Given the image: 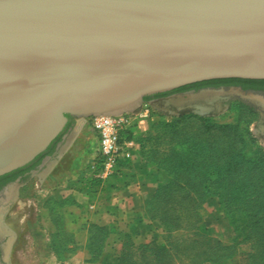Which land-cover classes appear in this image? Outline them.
<instances>
[{
    "label": "water",
    "instance_id": "water-1",
    "mask_svg": "<svg viewBox=\"0 0 264 264\" xmlns=\"http://www.w3.org/2000/svg\"><path fill=\"white\" fill-rule=\"evenodd\" d=\"M221 78L264 79V0H0V176L68 116Z\"/></svg>",
    "mask_w": 264,
    "mask_h": 264
},
{
    "label": "rangeland",
    "instance_id": "rangeland-1",
    "mask_svg": "<svg viewBox=\"0 0 264 264\" xmlns=\"http://www.w3.org/2000/svg\"><path fill=\"white\" fill-rule=\"evenodd\" d=\"M141 112L146 114L140 117ZM127 116L133 122V136L141 146L143 160L157 171L163 186L175 172L181 175V182L183 176L196 182L198 192L193 197L197 214L189 217L188 223L198 220L196 225L202 229L194 232L187 226L173 230L171 238L177 247L172 254L174 264H187L186 259L178 261L175 256L195 237L208 236L213 246L215 240L234 245L235 238L237 256L233 264H250L248 255L264 253V94L243 93L233 87L184 89L144 100ZM71 120L61 138L81 121L85 134L92 130L90 117ZM47 159L40 160L25 176L27 184L18 186L19 197L6 212L15 238L8 264H76L67 254L68 247L60 248L55 239L48 210L53 186L40 181L51 158ZM167 199L160 188L152 206L155 217L162 218L163 210L174 213ZM256 214H261V219L255 224ZM236 216L244 222L240 233L233 226ZM154 239L157 245L166 240L164 225ZM140 242L134 241L149 243ZM141 248L128 247L125 264L151 260L150 252L143 254Z\"/></svg>",
    "mask_w": 264,
    "mask_h": 264
},
{
    "label": "crops",
    "instance_id": "crops-1",
    "mask_svg": "<svg viewBox=\"0 0 264 264\" xmlns=\"http://www.w3.org/2000/svg\"><path fill=\"white\" fill-rule=\"evenodd\" d=\"M82 122L71 133H64L54 152L45 157L51 159L39 175L42 183L53 186L49 192L53 204L48 210L57 238L70 240L67 254L71 261L102 264L101 258L91 260L90 227H104L107 231L102 256L119 254L127 236L139 242L152 240L158 236L160 224L146 215V207L163 180H157V171L134 149L122 175L102 182L93 167L97 138L92 130L88 134L82 131Z\"/></svg>",
    "mask_w": 264,
    "mask_h": 264
},
{
    "label": "trees",
    "instance_id": "trees-1",
    "mask_svg": "<svg viewBox=\"0 0 264 264\" xmlns=\"http://www.w3.org/2000/svg\"><path fill=\"white\" fill-rule=\"evenodd\" d=\"M212 82L214 83H222V82L243 83L245 84V87L249 85L264 86V79L221 78V79H212V80H206L202 82L188 84L180 88H177L174 91H181L189 87H193V86L197 87V86H200L206 83H212ZM167 93L168 92L156 94L152 96H146L144 97V100H147L153 97H158V96H161ZM72 123H73L72 120H70L66 124L65 129L71 126ZM134 129H135L134 126H131L127 128L126 130H124L122 133V138L133 139L135 142H137L133 136ZM63 132L56 137V139L50 144V146L47 148V150L44 153L38 155L35 158L30 168L35 167V165L38 164L39 161L45 155H48L53 151L56 143L60 140ZM138 145H139L138 151L141 155L142 154L140 152L141 146L139 143ZM129 162L130 161H127L122 166L120 176L122 175V170L128 166ZM19 169L15 171H18ZM120 176L108 179L106 181H102L101 179L100 180L102 182H111V181L118 179ZM208 176L210 177L208 179L211 180L212 178L211 174H208ZM14 177H15V174L11 176V178L9 179H13ZM180 177L181 175L177 172H175L174 174H170V177L164 186H163V183L157 186L150 202L148 203L146 207V215L150 217L151 219L155 220L156 222H158L160 226L164 225L166 229V240H164L162 244H158V245L154 244L153 242L155 240L154 239L155 237L152 240H150L149 243L140 244L141 243L140 242L139 244H135L134 240L131 237L127 236L122 241L119 254L117 255L105 254L102 256L101 254L102 246L104 245L107 231L104 227L92 225L90 227V238H89V246H90V250L92 254L91 260H97L101 258L102 264H125L128 259V255H129L128 247H131V248L142 247L140 250L143 252V254L144 252H150V256H151V260L147 261L146 264H174L172 254H173V249L174 248L177 249V247H174L175 241L171 238L173 230L180 229V228L187 227V226H191L194 232L199 231V229H202L199 227V225H196L198 220L195 221L193 224L188 223L189 222L188 218L192 216L195 217V214H197L196 211L194 212L195 199L193 197L198 192V190L196 189V182L193 181V178H189L186 176H183L184 180L183 182H181ZM160 188H162L163 194L168 198L167 199L168 203L172 205L173 208L170 207L171 210L174 211V213L171 214V213H168L166 210H163L162 214H164V216L162 218L155 217V215L153 214L154 211L152 210L154 199L156 197L157 191ZM48 201H49L48 208L51 209V205L53 204L52 200L49 198ZM51 212H53V209L51 210ZM256 215H255L256 217L255 220H253L255 224L258 223L261 219V214L260 215L256 214ZM234 221H235V223H233L234 230L239 231L240 233L244 227V222L238 216H236ZM194 235H196V233H194ZM57 236H58V233L56 232L55 239L57 240V243L59 242V245L61 243L62 248L63 246L67 247L68 242L66 241V239H58ZM197 238H200V237H195L193 240H191L186 245V247L182 249V253L179 252V255L175 256V258H177L178 261L183 260L184 258L186 259L187 264H203L204 262H209L210 264H233L234 263V260L237 256V250L235 248L237 242L235 241V238L233 239L234 245H228V244L222 243L221 241L215 240L214 243L216 244V246H213L212 245L213 243L210 244L212 239L208 236H204V238H201V239H197ZM221 250L222 251L228 250V251L226 253H220L219 251ZM178 251H180V249H178ZM248 256H249L248 258H249L250 264H264V253L260 254L259 256L257 255V253L255 255L251 254Z\"/></svg>",
    "mask_w": 264,
    "mask_h": 264
},
{
    "label": "built area",
    "instance_id": "built-area-1",
    "mask_svg": "<svg viewBox=\"0 0 264 264\" xmlns=\"http://www.w3.org/2000/svg\"><path fill=\"white\" fill-rule=\"evenodd\" d=\"M131 126L133 122L127 113L90 117V127L97 138L93 167L102 181L120 176L122 166L131 161L133 150L138 149L139 145L133 139L122 138L123 131Z\"/></svg>",
    "mask_w": 264,
    "mask_h": 264
},
{
    "label": "flooded vegetation",
    "instance_id": "flooded-vegetation-1",
    "mask_svg": "<svg viewBox=\"0 0 264 264\" xmlns=\"http://www.w3.org/2000/svg\"><path fill=\"white\" fill-rule=\"evenodd\" d=\"M231 87L237 88L239 91L243 93L251 92L253 94H257L258 96L264 94V86L262 85L261 86L260 85L259 86L249 85L245 87V84L243 83H233V82H230V83L229 82H222V83L212 82V83H206V84H203L197 87L195 86L189 87L187 89L188 90H198V91H201L203 89L227 90ZM174 90L169 91L168 93L172 94L174 92H178ZM72 118H73L72 116H68V122ZM55 147L52 152H54ZM46 156L47 155H45L41 159L42 162ZM31 164L32 163H30L29 165L25 167L20 168L18 171L14 170V173L12 171L0 177V264H8V259L10 257L11 248L13 246L14 239H15L14 233L12 231V227L6 221L5 215H6V212H8L10 207L12 206V203L15 202L19 197L20 191H19L18 186H20V184L24 182L23 180L27 174H29L30 172H33V168H30ZM14 174H15V177L13 179H9Z\"/></svg>",
    "mask_w": 264,
    "mask_h": 264
},
{
    "label": "bare ground",
    "instance_id": "bare-ground-1",
    "mask_svg": "<svg viewBox=\"0 0 264 264\" xmlns=\"http://www.w3.org/2000/svg\"><path fill=\"white\" fill-rule=\"evenodd\" d=\"M209 94H211V93H209ZM208 96H210V95H208ZM208 96H206V97H208Z\"/></svg>",
    "mask_w": 264,
    "mask_h": 264
}]
</instances>
